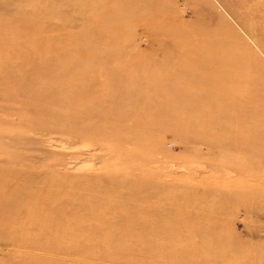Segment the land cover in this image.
<instances>
[{
	"label": "rangeland",
	"instance_id": "1",
	"mask_svg": "<svg viewBox=\"0 0 264 264\" xmlns=\"http://www.w3.org/2000/svg\"><path fill=\"white\" fill-rule=\"evenodd\" d=\"M248 26L264 41V0H0V264H228L215 251L230 248L264 264ZM183 40L212 63L161 48ZM218 80L220 101L260 92L229 107L246 116L231 135L193 117L212 97L185 106Z\"/></svg>",
	"mask_w": 264,
	"mask_h": 264
},
{
	"label": "bare ground",
	"instance_id": "2",
	"mask_svg": "<svg viewBox=\"0 0 264 264\" xmlns=\"http://www.w3.org/2000/svg\"><path fill=\"white\" fill-rule=\"evenodd\" d=\"M247 31H248L249 35L251 37H253L255 39V41L259 42V45H261L264 49V43H262L264 41L260 42V36L258 34H255V30L251 26H248ZM183 33H185V32H183ZM169 38H171V35H168L166 39L169 40ZM173 41H175V40H173ZM165 46H166V44L164 43L161 47L165 52L175 53L176 55L177 54H184V55L191 54L193 61L189 64L190 66L193 63H203V62L212 63V59H210V57H202V55L204 56L206 54V51H204L205 46L196 42V41H186V40L176 41L174 43V45L171 47H169V46L165 47ZM203 53H205V54H203ZM220 55H222V54H220ZM195 56H197V57H195ZM240 63H241V61H240ZM236 65H238V64H236ZM189 68H191V67H189ZM204 80L208 81L207 78L197 77V76L191 75L188 78L189 84L187 86H192V85H194V83L196 84V82L204 83ZM216 82L217 83H214L213 86H215V90L216 89L217 90L215 91L213 89L214 91H211V93H212V94H210L211 96L204 91L198 93L197 95H196V93H194L197 100L187 101L185 103L186 104L185 106L189 107V108L193 107L195 109V108H197L196 106L199 105L201 102L205 103V101L208 100V98L212 97L211 99H213L214 101H212V103L210 104V107H208V106L204 107V109H202V112H199L197 115L194 114L193 117L198 122L199 121L202 122V121H204V118H203L204 115L208 114V116L210 118L208 120L209 124L202 123L201 128L206 129V128H208V126H212V127L217 128V127L225 125L226 128H228V130H229V134L231 135L236 131L237 132L241 131L240 127H238L237 125L234 126L232 122H234L238 119L240 120L243 115L241 116L239 112L231 110L229 107L233 106V104H235V103H239V104L245 105V106H250V105L255 106V104L258 102L257 96L260 94V92L259 93L252 92L251 95L249 93L248 97L240 96L239 94L234 93V96L232 94L230 95L231 98L229 100L223 99L220 101V100H217L215 98L218 97L221 93V84H218V83H222V80H220V81L218 80ZM129 83H130V80H127V82H123L122 86L123 85L127 86V84H129ZM188 91L190 92V89H188ZM173 93L175 94V93H177V91H173ZM106 95L114 97V96H116V93H114L112 91V92L107 93ZM122 96H123L122 93L117 94V97H122ZM260 96L264 99V92H262ZM235 99L236 100L241 99V100H239V102H236ZM243 99H245V100H243ZM100 107H106V108L110 107L111 108V103L110 104L108 103L107 105L106 104L100 105ZM142 108L146 114L150 115V114L154 113V107L150 108L148 103H143ZM69 109L70 110H65L64 111L65 113L64 112H61V113H63L64 115L66 113H75L76 114L77 111L72 106ZM115 112H116L115 109H111V111H109V117L112 116L113 114H115ZM100 113H102L101 117H104V119L106 120L107 115H105L104 111L100 110ZM116 113H118V112H116ZM201 114H203V115H201ZM212 114H215V115H212ZM256 114L259 115V113L257 111H256ZM249 116L247 115V117L249 118L248 121L250 122V125H249V128L247 129V131L252 135L256 134L257 131H259V130L264 132V119L255 123V121H251L252 120L251 116H253V115H251L250 117ZM244 117H246L245 114L242 118H244ZM110 129L114 130L112 128H110ZM81 130H83V128ZM122 133L123 132H119L118 136L116 133H113L111 135L114 136L115 138H116V136H117V138H122V135H123ZM105 134H107V133H105ZM133 139H136V138L133 136ZM256 142L259 144L258 148H261V149L264 148V137H261V139H258V141H256ZM133 230H135V227L126 228L127 232H133ZM215 253L217 254L218 257L223 258V259H227L225 261H227L228 264H233L236 261L237 256L234 255V249H232V248L226 249V250L219 249L218 251H215Z\"/></svg>",
	"mask_w": 264,
	"mask_h": 264
}]
</instances>
